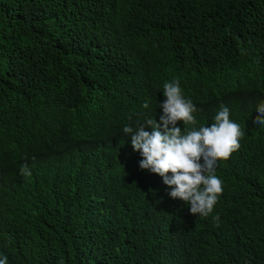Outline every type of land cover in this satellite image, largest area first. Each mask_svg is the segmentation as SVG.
Returning a JSON list of instances; mask_svg holds the SVG:
<instances>
[{
  "label": "trees",
  "instance_id": "16d2710c",
  "mask_svg": "<svg viewBox=\"0 0 264 264\" xmlns=\"http://www.w3.org/2000/svg\"><path fill=\"white\" fill-rule=\"evenodd\" d=\"M172 80L198 109L189 130L223 104L245 131L203 218L123 132L160 123ZM261 102L264 0H0V258L264 264Z\"/></svg>",
  "mask_w": 264,
  "mask_h": 264
},
{
  "label": "clouds",
  "instance_id": "9594fccd",
  "mask_svg": "<svg viewBox=\"0 0 264 264\" xmlns=\"http://www.w3.org/2000/svg\"><path fill=\"white\" fill-rule=\"evenodd\" d=\"M163 89L166 100L160 105L164 113L160 123L148 116L135 128L125 126L123 132L131 136L133 149L143 157L140 168L162 177L171 189L170 197L188 203L193 215L207 217L223 192V181L216 175L217 162L227 160L240 148L245 131L230 118V109L223 104L214 123L189 130L187 125L197 124L193 115L198 111L197 107L191 99L184 97L179 80L165 81ZM148 107L149 103L145 101L143 108ZM257 111L260 115L254 123L264 126V102L258 104ZM178 121L185 125L183 132L177 127ZM21 175H32L27 163L21 165ZM213 219L218 222L220 217L217 214ZM0 264H8L6 256L0 258Z\"/></svg>",
  "mask_w": 264,
  "mask_h": 264
}]
</instances>
